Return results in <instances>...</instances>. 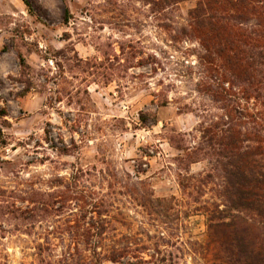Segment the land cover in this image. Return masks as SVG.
<instances>
[{
    "label": "rangeland",
    "instance_id": "1",
    "mask_svg": "<svg viewBox=\"0 0 264 264\" xmlns=\"http://www.w3.org/2000/svg\"><path fill=\"white\" fill-rule=\"evenodd\" d=\"M193 5L154 20L143 0H0V201L16 196L17 209L0 218V264H113L87 250L113 242L166 264L219 263L201 201L222 204V179L175 160L219 113L197 91ZM60 192L80 201L61 206ZM88 194L109 200L115 236L76 235L98 222Z\"/></svg>",
    "mask_w": 264,
    "mask_h": 264
},
{
    "label": "trees",
    "instance_id": "2",
    "mask_svg": "<svg viewBox=\"0 0 264 264\" xmlns=\"http://www.w3.org/2000/svg\"><path fill=\"white\" fill-rule=\"evenodd\" d=\"M183 1L187 0H143L154 20H161ZM193 1L184 32L204 51L199 61L205 76L197 91L208 96L219 113H214L209 123H201L198 146L183 148L184 157L175 160L181 167L205 161L210 166L207 176L222 179V204L201 201L207 217V245L218 264H264V0ZM68 16L65 8L66 21ZM183 140L176 132L168 137L177 149L182 148L178 143ZM60 195L64 196L61 206L73 199L80 201L75 195ZM92 195L88 194L90 200L82 208L84 213L96 215L98 222L76 235L115 236V227L106 220L111 212L109 200ZM15 198L0 201V218L17 211ZM28 210L34 212L36 207ZM102 244H92L87 249L91 250L89 256L113 264H166L163 257L154 258L153 254L143 258V247ZM155 250L162 252L159 247Z\"/></svg>",
    "mask_w": 264,
    "mask_h": 264
}]
</instances>
